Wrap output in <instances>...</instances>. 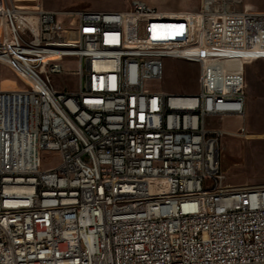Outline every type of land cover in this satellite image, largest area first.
Listing matches in <instances>:
<instances>
[{"label":"built area","instance_id":"1","mask_svg":"<svg viewBox=\"0 0 264 264\" xmlns=\"http://www.w3.org/2000/svg\"><path fill=\"white\" fill-rule=\"evenodd\" d=\"M0 3V264H264V185L225 183L227 132L212 127L243 115L234 58L264 59V12L200 0L185 14L195 42L167 46L176 16L142 0L75 13ZM132 18L156 40L125 44ZM164 59L199 65L197 94L148 88ZM67 60L73 92L52 81ZM2 68L19 87L2 88Z\"/></svg>","mask_w":264,"mask_h":264},{"label":"rangeland","instance_id":"2","mask_svg":"<svg viewBox=\"0 0 264 264\" xmlns=\"http://www.w3.org/2000/svg\"><path fill=\"white\" fill-rule=\"evenodd\" d=\"M15 5L35 11L42 7L44 10L54 12L79 11H118L125 9L129 0H5ZM146 3L155 6L150 0ZM170 4L179 3L182 8L191 7L193 10L199 6L200 0H162ZM1 2V0H0ZM197 2V3H196ZM245 5L259 12H264V0H244ZM190 11V10H189ZM173 14V13H172ZM169 25V39L163 42L167 46L191 45L196 40V20L182 13H175ZM187 17L189 20L186 23ZM187 24L186 29L184 24ZM136 21L131 19L125 28V44L130 41H140L147 44L156 40L155 35L139 34L135 30ZM0 23V29H3ZM74 27V24H71ZM188 37L184 40L183 31ZM151 33L158 35L159 29ZM190 34V37H189ZM182 40V41H181ZM182 49H192L186 47ZM162 80L148 86L150 90L170 94L195 95L199 91V65L180 59L163 60ZM66 73L53 76V86L58 91L73 92L77 88V78L73 74L76 62L67 60L64 64ZM245 106L241 118H228L215 122L212 127L221 128L227 132L220 141V166L224 181L231 186H261L264 185V59L245 63L243 68ZM2 88L8 85L19 87L17 79L4 68L1 69ZM243 129V133L240 130ZM44 166H51L57 162V155L42 153ZM163 181H154L153 185L161 186Z\"/></svg>","mask_w":264,"mask_h":264},{"label":"crops","instance_id":"3","mask_svg":"<svg viewBox=\"0 0 264 264\" xmlns=\"http://www.w3.org/2000/svg\"><path fill=\"white\" fill-rule=\"evenodd\" d=\"M142 1H144V0H142ZM154 5H156V7L155 6H153V7H155L158 11H161V12H164V13H173V14H175V13H182V14H193V13H195L196 11H191V10H193L194 9V7L196 6V4L194 5V6H191V7H186V8H182L181 6H180V4L179 3H176V4H170V3H168V2H164V1H162V0H150ZM145 2V1H144ZM12 3V2H11ZM146 3V2H145ZM197 3V2H196ZM16 8H19V9H23V8H21V7H19V6H17V5H15L14 3H12ZM146 4H148V3H146ZM148 5H150V4H148ZM127 6H128V2H127V5H126V7H125V9L127 8ZM150 6H152V5H150ZM125 9H123V10H125ZM26 10V9H25ZM123 10H118V11H96V12H121V11H123ZM190 10V11H189ZM197 10V9H196Z\"/></svg>","mask_w":264,"mask_h":264},{"label":"bare ground","instance_id":"4","mask_svg":"<svg viewBox=\"0 0 264 264\" xmlns=\"http://www.w3.org/2000/svg\"><path fill=\"white\" fill-rule=\"evenodd\" d=\"M1 1H2V0H1ZM0 4H1V3H0ZM0 23L3 24L2 21H0ZM0 30H1V29H0ZM179 51H180V52L182 53V55H184V56H189V55L200 56L198 50H196V49H194L195 53H194V52L192 53V49H182V50H179ZM241 66H242V69H243V68H244V64H241V58H240L239 56H238V57H235V58H234V67H235L236 69H234V70H238V69H240Z\"/></svg>","mask_w":264,"mask_h":264}]
</instances>
